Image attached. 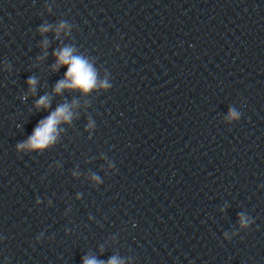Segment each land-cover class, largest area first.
I'll list each match as a JSON object with an SVG mask.
<instances>
[{"label": "clouds", "instance_id": "clouds-1", "mask_svg": "<svg viewBox=\"0 0 264 264\" xmlns=\"http://www.w3.org/2000/svg\"><path fill=\"white\" fill-rule=\"evenodd\" d=\"M65 24L61 23L56 29L57 35L64 29ZM48 27H42L41 32H47ZM47 42L45 41V47ZM75 49L72 47H64L53 53L56 57V64L53 66L54 70H58L61 66H66L67 71L64 79L58 81L54 88L55 94H60L64 90H79L84 94L89 93L91 90L97 88L107 89L111 87L107 79L98 81V73L93 67L92 63L83 56L74 55ZM46 55V53H45ZM30 86V92L35 94L36 91V78H29L27 81ZM51 105V99L48 95L40 97L36 102L35 107L39 110L41 108L48 109ZM75 105H69L67 103L61 104L54 111H52L46 118L39 121L34 128L32 135L24 143L18 144V149L29 150H43L48 146L54 144L59 134L58 126L62 122H70L73 116L71 108ZM238 113L230 110L229 119L237 118ZM91 126V125H89ZM244 223L243 218L241 220ZM83 264H103L94 257H85ZM107 264H124L122 260L116 257L107 261Z\"/></svg>", "mask_w": 264, "mask_h": 264}]
</instances>
